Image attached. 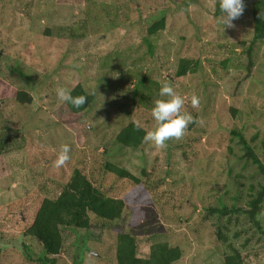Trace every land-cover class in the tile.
<instances>
[{"label": "rangeland", "instance_id": "374dc122", "mask_svg": "<svg viewBox=\"0 0 264 264\" xmlns=\"http://www.w3.org/2000/svg\"><path fill=\"white\" fill-rule=\"evenodd\" d=\"M94 1L99 4L92 9L97 17L92 25L90 0H0V132L18 147L0 157V264H40L42 245L23 236V226L41 198L61 193L76 167L108 195L129 192L131 181L105 171L109 161L137 176L144 166H155L160 202L145 209V225L165 230L156 241L181 248L176 264H224L215 236L218 216L204 220L207 208L222 203L247 208L252 186L258 189L263 181L255 164L240 159L243 145L231 133L242 130L264 162V151L259 152L264 147V41L253 45L250 56L252 1L243 0L245 10L232 28L219 22L217 0ZM109 4L125 11L109 15ZM29 7L32 18L24 12ZM182 9L188 11L181 15ZM162 19L166 28L150 36L149 28ZM182 59L194 60L197 68L179 78ZM147 77L160 88L170 84L185 99L182 111L202 125L190 124L181 140L162 150L146 145V151H121L113 140L135 118ZM80 84L95 99L77 116L58 100L56 89L71 91ZM160 88H154L155 95ZM15 90L32 95L33 103L8 98ZM193 95L200 100L198 109L191 107ZM232 107L241 114L233 117ZM64 144L70 160L57 169L53 162ZM128 210L120 225L135 220ZM231 217L244 227L243 239H252L249 252L264 254L263 231L245 214ZM258 219L264 229V209ZM137 229L142 239L144 229ZM117 234L114 227L63 229L61 253L49 258L55 264H117ZM140 250L141 256L149 252L147 244Z\"/></svg>", "mask_w": 264, "mask_h": 264}, {"label": "trees", "instance_id": "16d2710c", "mask_svg": "<svg viewBox=\"0 0 264 264\" xmlns=\"http://www.w3.org/2000/svg\"><path fill=\"white\" fill-rule=\"evenodd\" d=\"M251 1L254 33L252 45L249 48L250 56L253 45L264 41V19L260 18V15L264 14V0ZM89 4L90 11L87 14V22L91 24L96 23V8L94 12H92V9L99 3L90 0ZM108 7L109 15L112 12L121 14L125 11L120 9V6L109 4ZM33 8L34 10L39 8L38 4ZM24 12L28 18H32L30 7L28 10H24ZM217 14H220V11ZM165 23V19L156 22L149 28L148 34L154 36L163 31L166 28ZM84 30H86L85 26ZM109 30L107 29V31ZM51 34L49 29L46 30V36H50ZM251 67L252 61H250L249 65L250 72ZM196 68L197 63L194 60L182 59L177 70V77H186L189 73H194ZM142 83L145 90L141 92L139 100L135 103V118L113 140L121 151L127 149L146 151V144L142 143L143 136L147 131L153 130L155 126V122L151 116V109L154 106V100L159 99V95L154 94V88L159 89L160 83L148 77ZM70 92L73 97L80 95L87 97L86 104L79 109L74 108L70 103L66 102L72 115H82L94 103V95L87 93L81 84L77 85ZM12 97L23 105L33 103L32 95L25 91H12L8 95V98ZM2 100H4V95H0V101ZM230 111L233 117L236 114H241L235 107H232ZM231 133L238 137L240 143L243 145L244 154L240 159H245L247 162L255 164L258 167L259 173L263 176V181L260 182L258 189L252 186L251 189L255 191L247 208H238L236 204L228 206L226 203H222L220 207L207 208L204 220H208L216 214L218 216L215 236L217 244L223 247L224 264H264V254L249 252L252 239L250 237H247L245 240L243 239L244 227L239 224V221L233 223L231 217L235 214H245L250 222L255 227L261 229L264 234L262 221L258 219V216L262 214L264 209V162L260 159L253 143L244 136L242 130L234 129L231 130ZM167 144H171V141H168ZM16 148L18 147H15L14 139L0 132V157H4ZM262 151H264V147L263 149L262 147L259 148V152L262 153ZM104 166L106 172H110L118 179L131 181L133 183L131 190L120 198L108 195L101 188V185L93 182L81 167H76L68 182L65 183L61 193L54 198H41L32 219L23 226L25 228L22 233L23 236L35 239L42 245L45 257L38 258L39 263H56V260L50 259L49 256L55 257L61 253L64 244L63 229L105 231L113 227L118 233L115 244L117 264H176L179 262L183 257L180 247L173 246L168 241H156L158 237L164 236L165 230L158 227V225L156 226L158 229L155 230H152L153 226L145 225L147 223L146 210L148 207L152 209L155 203L160 202L158 200L157 186L159 182L153 178L157 172L155 166H151L150 168L144 166L140 176L110 161L105 163ZM128 209L132 210V218L135 220L130 225H120L119 223L123 221L125 214L129 212ZM161 211L163 213V210ZM146 226L148 228H145ZM136 227L139 230L145 228L141 231V235L144 234L142 239L133 230ZM146 235H149V237H145ZM142 244H147L149 248V252L145 256H141L140 249ZM22 245L21 242L20 246ZM23 252L26 256H30L26 247L23 248Z\"/></svg>", "mask_w": 264, "mask_h": 264}, {"label": "clouds", "instance_id": "9594fccd", "mask_svg": "<svg viewBox=\"0 0 264 264\" xmlns=\"http://www.w3.org/2000/svg\"><path fill=\"white\" fill-rule=\"evenodd\" d=\"M217 3L221 14L219 22L224 25V28L234 27L232 22L239 19L245 10L243 0H217ZM186 11L188 9H182L180 14L183 15ZM260 18L264 19V14H261ZM56 94L60 102L70 103L74 108H82L87 102L86 96L73 97L70 90L64 87L57 88ZM159 96L161 99H156L151 109V116L155 126L153 130L147 131L142 139V143L155 150L166 148L168 141L181 140L190 124L202 125V121L196 120L191 114L182 111L185 106V99L170 84L164 83L162 85L159 90ZM190 102L192 108H199L200 100L197 96H191ZM69 153V145H62L56 160L53 162V167L59 169L66 165L70 160Z\"/></svg>", "mask_w": 264, "mask_h": 264}]
</instances>
